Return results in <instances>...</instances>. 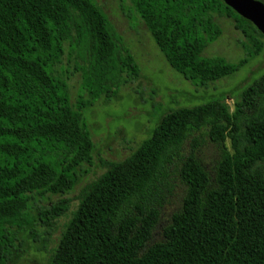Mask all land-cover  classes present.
Returning <instances> with one entry per match:
<instances>
[{
	"label": "trees",
	"instance_id": "obj_1",
	"mask_svg": "<svg viewBox=\"0 0 264 264\" xmlns=\"http://www.w3.org/2000/svg\"><path fill=\"white\" fill-rule=\"evenodd\" d=\"M129 2L171 69L196 87L264 53V35L224 0ZM217 17L247 40L237 63L203 56L223 33ZM118 42L95 0H0V264H14L28 239L47 243L69 212L68 199L36 205L71 194L88 174L95 144L84 111L139 79ZM67 44L88 54L86 66L62 67ZM225 101L164 113L128 158L108 163L81 191L48 264H264V75L233 112ZM207 141L218 152L212 175L198 155ZM177 181L182 205L151 243Z\"/></svg>",
	"mask_w": 264,
	"mask_h": 264
},
{
	"label": "rangeland",
	"instance_id": "obj_2",
	"mask_svg": "<svg viewBox=\"0 0 264 264\" xmlns=\"http://www.w3.org/2000/svg\"><path fill=\"white\" fill-rule=\"evenodd\" d=\"M95 1L102 7L119 37L120 53L124 54L127 48L134 56L140 68V77L122 87L117 99L107 102L102 98L91 110L84 111L95 144L93 164L85 166L89 172L71 194L37 202L36 210L68 199L70 209L57 221L53 235L47 243L28 239L14 264H48L52 251L58 246L65 223L77 209L81 191L107 172L108 163L123 161L137 146L149 139L164 113L181 107L203 106L223 97H226L225 104L233 112L235 103L243 96V91L264 75L263 53L250 60L234 76L222 79L208 88L196 87L171 69L143 21L132 11L129 0ZM256 1L264 4V0ZM216 22L221 26L223 33L216 42L206 48L203 56L220 57L230 63L244 59V43H247V40L235 28L234 21L217 17ZM65 52L62 65L65 70L73 72L76 66L87 65L88 54L83 50L75 49L72 52L71 44H67ZM82 81V72H77L69 79L71 104L74 108L83 95ZM198 155L205 169L212 175L218 159L216 147L207 141ZM177 184L179 185L178 181ZM183 195L180 185L169 195L151 243L163 240V228L169 223L172 214L180 209ZM41 225H38L37 232L44 234L46 228ZM44 245L46 249H43Z\"/></svg>",
	"mask_w": 264,
	"mask_h": 264
},
{
	"label": "water",
	"instance_id": "obj_3",
	"mask_svg": "<svg viewBox=\"0 0 264 264\" xmlns=\"http://www.w3.org/2000/svg\"><path fill=\"white\" fill-rule=\"evenodd\" d=\"M237 14L253 23L264 35V4L256 0H224Z\"/></svg>",
	"mask_w": 264,
	"mask_h": 264
}]
</instances>
